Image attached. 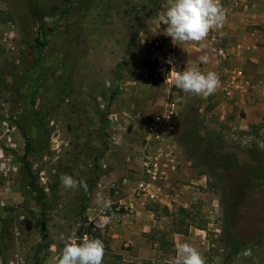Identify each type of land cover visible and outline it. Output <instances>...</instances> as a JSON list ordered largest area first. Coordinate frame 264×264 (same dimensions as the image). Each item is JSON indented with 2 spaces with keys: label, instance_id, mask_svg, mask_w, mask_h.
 <instances>
[{
  "label": "rangeland",
  "instance_id": "1",
  "mask_svg": "<svg viewBox=\"0 0 264 264\" xmlns=\"http://www.w3.org/2000/svg\"><path fill=\"white\" fill-rule=\"evenodd\" d=\"M166 2L0 0V264H48L65 239L80 243L85 235L103 241V264H167L183 242L206 264H264V116L239 141L179 125L197 117L181 105L199 97L155 79L149 59L135 64L147 11L155 19ZM165 98L181 106L173 128L200 164L192 174L207 175L208 186L189 212L149 201L155 226L121 241L116 228L131 225L140 201L121 183H134L144 144V125L127 113L150 102L154 112ZM24 161L46 193L49 246L41 251L40 209ZM61 174L84 180L87 191L63 188ZM97 195L115 213L103 231L95 228ZM248 248L250 257L239 255Z\"/></svg>",
  "mask_w": 264,
  "mask_h": 264
},
{
  "label": "crops",
  "instance_id": "2",
  "mask_svg": "<svg viewBox=\"0 0 264 264\" xmlns=\"http://www.w3.org/2000/svg\"><path fill=\"white\" fill-rule=\"evenodd\" d=\"M220 2L226 14L223 27L210 31L207 39L200 43L190 42L179 45L174 44L171 37L163 34L166 25L162 23L161 15L167 7V2L162 3L157 17L147 22L140 31L135 64L142 65L144 58H147L154 66L156 65L157 53L153 43L155 39L161 37L163 41L159 50L172 61V66L175 68L170 74L169 82L160 80L164 84L174 86L175 73L182 72L186 68H194L201 72H216L220 84L215 93L207 97L198 96L199 98L194 101L191 99L185 101L181 106L186 104L188 112L193 109V112L198 114L195 113L197 117L195 116L190 122L179 119V125L185 122L188 132H193L191 130L199 126V130L205 134L213 133L220 137L226 134L239 141L243 133L249 132L250 127L259 128L262 123L256 124V122L258 118L264 116V0H220ZM222 51L226 54L225 58L221 54ZM203 55L209 56L207 64L200 61ZM138 75V72L133 71L130 79L133 78L135 81ZM131 84L130 89L136 87L135 84ZM169 102L175 103L176 114L164 125L162 143L165 150L171 153L167 167L170 194L160 202L154 203L168 211L177 206L189 212L187 208H192L194 200L206 190L208 178L205 174H192L193 167L195 169L192 164L196 163V160H192L189 155L192 154L191 149L173 128L181 106L173 99L165 98L154 103V112L153 103L150 102L143 112H137V115L127 113V117H131V122L135 125H144L142 129L144 141L147 123L155 115L163 114ZM116 113L118 114V111ZM149 115L150 117H147ZM118 117L124 120L127 118L121 114L117 115ZM196 164L200 166L199 163ZM138 177L139 175H136L133 184L128 177H124L121 184L127 185V189L133 192ZM114 185L119 186L116 183L112 184ZM150 206L149 200L145 196H140V201L135 203L134 221L131 225L125 222L115 227L119 231V240L128 238L132 241L133 236H137L139 232H149L155 226L154 215L158 217V214L156 211L154 214ZM128 228L131 229L130 233L127 231Z\"/></svg>",
  "mask_w": 264,
  "mask_h": 264
},
{
  "label": "clouds",
  "instance_id": "3",
  "mask_svg": "<svg viewBox=\"0 0 264 264\" xmlns=\"http://www.w3.org/2000/svg\"><path fill=\"white\" fill-rule=\"evenodd\" d=\"M225 20L226 14L220 0H167V7L161 15V21L166 25L163 34L171 37L173 43L177 45L200 43L206 40L210 31L223 27ZM200 61L207 64L209 56H201ZM171 62L169 60V63ZM173 82L181 91L203 97L214 94L220 84L216 72H201L194 68L176 72ZM111 86V81L105 80V87ZM59 179L65 189L83 187L87 191L84 180L77 181L68 174H61ZM93 203L98 206L101 213L95 228L103 231L110 223L112 215L115 214L112 210V201L97 195ZM251 253V248H248L239 255L250 257ZM104 255L103 241L85 235L80 243L72 238L65 239L60 254L51 257L48 264H103ZM167 264H206V261L195 246L189 242H183L176 244V255Z\"/></svg>",
  "mask_w": 264,
  "mask_h": 264
},
{
  "label": "built area",
  "instance_id": "4",
  "mask_svg": "<svg viewBox=\"0 0 264 264\" xmlns=\"http://www.w3.org/2000/svg\"><path fill=\"white\" fill-rule=\"evenodd\" d=\"M162 41L163 39L160 37L155 39L153 43L157 53V63L154 66L152 76L155 79L169 82L173 66L172 63H169L170 59L159 50ZM221 54L225 58L224 51ZM175 114V103L169 102L166 111L163 114L155 115L146 125L139 177L133 189L135 196H145L149 201L160 202L170 194L167 167L171 153L165 150L162 143V133L166 122L170 121Z\"/></svg>",
  "mask_w": 264,
  "mask_h": 264
},
{
  "label": "trees",
  "instance_id": "5",
  "mask_svg": "<svg viewBox=\"0 0 264 264\" xmlns=\"http://www.w3.org/2000/svg\"><path fill=\"white\" fill-rule=\"evenodd\" d=\"M153 15H154L153 12L148 13V11H147V16L145 17L146 19L144 21V24H146L148 22V20H151L153 18ZM143 27H141V29ZM27 141H28V139L26 140V146L28 147ZM24 162L26 165V172H27L28 177H29V183H28L29 187L34 192L36 203L38 204L39 209H40V217L36 221H37V224L39 226L40 236H41V240H42V242L38 244L37 250L41 251V250H44L45 248H47L49 246V239H48L47 234L45 233V221H46L45 216H46V208H47V203L45 200L46 193H45L43 187H41L39 185V183L36 181V176H34V174L32 173L30 166H28V162L27 161H24ZM184 232H187V228L184 230Z\"/></svg>",
  "mask_w": 264,
  "mask_h": 264
}]
</instances>
